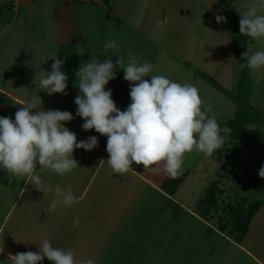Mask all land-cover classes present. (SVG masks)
Instances as JSON below:
<instances>
[{"label":"crops","instance_id":"1","mask_svg":"<svg viewBox=\"0 0 264 264\" xmlns=\"http://www.w3.org/2000/svg\"><path fill=\"white\" fill-rule=\"evenodd\" d=\"M227 1L237 11V0ZM217 15L227 22L217 23ZM233 38L231 21L219 0H107L106 8L64 0H0V116L14 120L21 104L39 96L45 110L73 114L74 119L64 124L78 142L90 136L98 140L91 151L74 150L78 167L71 173L64 177L54 173V178L48 170L44 172L51 177L40 174L53 189L57 185L72 189L77 202L71 207L50 211L54 191L44 196L35 188L30 193V182L17 181L0 169V264H13L10 254L38 253L44 238L53 247L71 250L77 260L92 259L94 264H146L151 258V264H157L165 251L170 254L164 264H264V200L255 201L263 205L240 236L222 181L225 193L218 206L205 210L198 207L199 191L187 188L191 171L173 196L161 188L167 176L145 172L143 165L133 162L128 173L114 174L107 163V137L82 128L84 120L76 115L74 102L79 95L75 74L84 62L96 55L100 62L111 57L115 64L119 56L127 60L131 52L141 63L153 65L150 75L194 86L197 79L207 83L218 95L216 108L220 109L237 88L228 89L215 69L217 60L230 53L239 67ZM112 40L118 52L109 49L100 55V48ZM246 40L248 51V44L257 40ZM213 44L219 45L217 51ZM55 56L64 61L61 71L68 76V86L64 94L49 95L39 88V80L51 71ZM115 74L105 89L112 91V99L123 111L131 103V84L119 66ZM206 95L205 105H214L212 94ZM261 153L253 156L255 171L264 166ZM189 195L192 202L186 203ZM41 264L53 262L45 257Z\"/></svg>","mask_w":264,"mask_h":264},{"label":"clouds","instance_id":"2","mask_svg":"<svg viewBox=\"0 0 264 264\" xmlns=\"http://www.w3.org/2000/svg\"><path fill=\"white\" fill-rule=\"evenodd\" d=\"M240 13V34L253 40L264 41V0ZM216 22L226 23L225 17L217 15ZM109 49L118 52L115 40L100 48V55ZM247 56V52L242 54ZM51 71L39 80V88L49 95L64 94L68 76L61 71L64 61L53 57ZM124 71V79L130 82L131 103L121 111L112 99V91L105 86L116 78L115 69ZM241 68L260 70L264 68V51H256L248 57ZM153 65L141 63L131 52L113 63L111 57L100 62L96 55L84 62L76 72L79 95L75 98L76 115L84 120L85 131L95 130L107 137V163L114 174L123 176L132 170L133 162L143 165L145 172L163 173L170 179L183 174L185 155L196 151L211 156L220 149L226 135L231 133L227 126L221 128L212 105H205L199 89L189 83H178L164 75H150ZM150 77L149 79H146ZM15 119L0 116V169L17 181L26 179L44 196L55 193L49 204L50 211L58 207H71L76 203L72 189H53L42 182L37 172L48 170L64 177L78 167L73 158L77 148L93 150L98 140L90 136L77 141L76 134L65 127L64 122L74 119L69 111L45 110L40 97H33L21 104ZM222 133L224 135H222ZM264 179V166L258 172ZM79 224L77 219L74 227ZM3 248H0V253ZM53 264H94L92 259L77 260L75 254L53 247L47 238L39 245V252L10 254L13 264H41L44 258Z\"/></svg>","mask_w":264,"mask_h":264},{"label":"rangeland","instance_id":"3","mask_svg":"<svg viewBox=\"0 0 264 264\" xmlns=\"http://www.w3.org/2000/svg\"><path fill=\"white\" fill-rule=\"evenodd\" d=\"M236 2L238 8L243 11L254 5L256 0H237ZM231 10L234 11L235 8L231 7ZM235 12L238 19H240V13L238 11ZM218 34L220 35V39H225L223 32H219ZM245 38L248 37L245 36ZM248 45L249 49L247 51V58L258 50L264 51V41L257 40V42L254 41V44L252 41V43H249ZM218 46V44H213V50L217 51L219 49ZM226 52H231V49L227 48ZM234 55L235 54L230 53L229 56L226 55V59L222 56V60H217L220 67H215L218 72L222 73V78L226 80H222V82L226 84L228 89H233L236 86L238 88L242 76V69L240 65L239 67L236 65V58H234ZM250 74L253 80V90L250 96L251 106L254 110H259L258 112L264 115V68H261L258 71L250 69ZM206 84L204 82L201 83V80L199 79L196 81V87L199 89V94L202 99H205L204 103H206V100L209 97H207L206 94H209L210 92V94H212L210 95L212 103L215 102V104L212 105V111L215 113L218 122L228 123L232 121L237 110V106L234 103L233 98L228 96L226 99V106L222 103V107H220V109L219 107L216 108V106L219 105L218 95L211 88L207 87ZM236 90L228 91H232L229 92V94H232ZM222 98H225V96ZM247 130L249 135L248 148L239 156L228 155L230 150L235 148L236 142L241 143V141H238L234 135L227 136L222 147L214 151L211 156H206L205 154L198 153L196 151L185 155L183 170H188L192 173L190 183L187 185V188L192 189L193 191H199V193L196 194V199H199L198 207L203 206L206 198L204 193L205 190H207L208 185L220 180L221 177H223L221 180L223 183L221 187H224L227 190L226 196H230V202L232 205H238L239 209L242 207L246 208V206H248L246 204H242L243 200H249V203L264 200V179H261L258 175L259 171H255L253 168V156H256L257 152L261 153V151L263 153L260 155H264V122L251 125ZM37 172L39 175L43 172V174L46 173L49 177H51L48 172H44V170H41L40 168ZM206 172L208 173V177L205 175ZM52 177L54 178V173ZM33 189H35V187L31 186L30 193H33ZM27 193L29 194L28 191ZM237 194V201H235L234 198ZM191 202L192 196L189 195L186 203ZM109 253L110 252H107L106 254ZM168 254H170V252L165 251L163 259L158 260L157 264H162L163 261L166 260ZM147 256V258H151L152 254H148ZM142 258L144 259L145 256L142 255ZM152 262L153 259L151 258L149 263H145L151 264ZM104 263L105 262L101 261L100 264Z\"/></svg>","mask_w":264,"mask_h":264},{"label":"trees","instance_id":"4","mask_svg":"<svg viewBox=\"0 0 264 264\" xmlns=\"http://www.w3.org/2000/svg\"><path fill=\"white\" fill-rule=\"evenodd\" d=\"M219 1L221 6L223 7L225 14L231 21L234 34L233 42L236 49L238 63L239 65L247 64V56L242 55L243 53L247 52V40L244 35L240 34L238 16L235 11L231 10V7L228 4L227 0ZM241 69L242 76L237 90L232 94H228L231 98H233L234 103L237 106L235 117L228 123H220L217 121L221 128L227 126L231 129V133L227 134L226 137L234 135V137L238 141H241V143L236 142L235 148L230 150V152L228 153V155L230 156H239L244 150L248 148V127L264 122V115L257 110H254L250 103V96L253 90V80L250 74V69L247 67ZM222 135L224 134L222 133ZM189 173L190 172L188 170H183V174L179 175L175 179L166 177L164 182L161 184V188L171 196L175 195L181 185L189 176ZM222 178L223 177H221L220 180L212 183V185L207 190L202 209L204 208L206 210V206L211 208L218 206V198L225 193L220 188ZM242 203L248 206H246V208L242 207L239 209L238 205H232V208L234 209L233 213H235L234 215L236 229H238V233L240 236H244L246 234L251 219L263 205V202L249 203L248 200H243ZM173 206L175 207V205ZM175 216H180V210L179 213L177 212Z\"/></svg>","mask_w":264,"mask_h":264},{"label":"built area","instance_id":"5","mask_svg":"<svg viewBox=\"0 0 264 264\" xmlns=\"http://www.w3.org/2000/svg\"><path fill=\"white\" fill-rule=\"evenodd\" d=\"M70 3H81L86 5H98L100 7L106 8L107 7V0H64Z\"/></svg>","mask_w":264,"mask_h":264}]
</instances>
